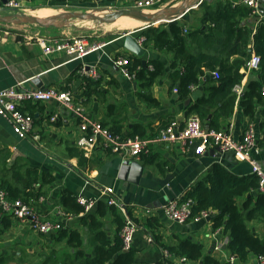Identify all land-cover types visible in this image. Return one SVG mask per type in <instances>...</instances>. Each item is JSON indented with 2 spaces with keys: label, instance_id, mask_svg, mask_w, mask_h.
Masks as SVG:
<instances>
[{
  "label": "crops",
  "instance_id": "obj_1",
  "mask_svg": "<svg viewBox=\"0 0 264 264\" xmlns=\"http://www.w3.org/2000/svg\"><path fill=\"white\" fill-rule=\"evenodd\" d=\"M16 1L32 5L41 2L47 5L46 8H51L48 0ZM104 1L112 8L117 5L122 9L134 8L137 0ZM182 1L166 0L165 7H175ZM90 3L91 0L87 3L84 0H68L63 7ZM260 17L252 14L246 21L253 33L260 24ZM196 18V15L187 13L182 19L189 21L191 27L198 25ZM140 30L141 27L126 33L137 39L135 34ZM79 31L70 28L58 29L56 36L50 33L51 36L48 38L71 39L78 37L76 34ZM126 33L107 38L101 36L90 38V44H99L100 49L79 59L63 52L45 55L36 41L0 35V90L18 84H22L26 90L39 89L32 80L40 77L47 88L71 92L75 102L85 108L90 118L105 122L112 131L126 137H158L160 130L171 121L182 122L192 116L187 113L189 107L197 100H191L187 104L192 94L186 101L179 100L175 92L177 89L171 88L170 72L159 78L151 90L153 97L159 102L158 106L152 107L140 100L139 86L135 79L124 77L120 68L114 64V61L121 57H139L124 47ZM249 45L253 47L252 50L249 49L252 55L254 44ZM144 50V55L139 58H143L146 63L151 59H159L168 65L170 60L168 54L159 52L152 45ZM246 63L240 70V74L243 75L240 83L243 91L249 80L254 77L252 71L246 70ZM82 68L95 69L98 77L92 78L82 74ZM86 79L101 82L96 87V93L87 94ZM199 89H202L203 95L205 92L203 87H193L192 91ZM234 93L236 101L231 115L218 117L214 114V118L222 127L221 130L231 128L236 139H240L246 126L253 123L257 130L259 145V153L253 157L264 167V132L257 127L263 117L259 112L257 121H250L240 108L241 95L238 96L235 91ZM23 108L24 113L29 114L34 120L33 130L27 139H20L13 132L9 121L0 116V183L22 188L21 176L28 177L37 170L39 180L32 188L35 192L42 191V195L38 200H31L30 204L47 219L59 221L68 234L79 232L83 240L82 250L90 254L97 244L94 231L84 220L89 214L97 215L98 220L103 223L104 233L111 241H114L118 233L116 223L118 215L124 222L126 217H129L137 224L133 241V248L137 250L135 264L161 262L166 256L165 250L159 244L175 245L180 240L202 244L206 254L212 255L221 264H229L231 255L226 248L229 236L224 234L222 229H214L212 217L199 222L178 224L166 218L163 207L169 200L184 197L213 164L220 163L235 175L246 176L252 174L248 162L236 160L230 152L218 156L219 151L216 149L209 150L203 156H194L191 153H183L178 145L164 143L152 146L149 153L143 154L138 161L133 158L124 159L101 146L86 155L76 143L80 121L74 113L58 102L26 103ZM54 116H57V120L52 122L51 118ZM8 153L11 154V158L4 163V157ZM132 162H138L143 168L138 182L129 181L130 172L122 179L123 166ZM47 179L52 181L45 183ZM105 188L114 189L121 207L108 205L107 196L103 194ZM67 195L74 197L76 202L80 195L95 199L97 204L89 213L74 215L63 205L64 197ZM247 198L248 195L241 197L239 203L242 204ZM100 204L105 205L104 215L98 213ZM111 207L116 209V214L110 211ZM150 218H156L153 228L147 224ZM249 227L264 238V222L253 221L249 223ZM57 232L50 234L35 232L27 222L3 213L0 207V264H39L38 260H42L43 257L41 264H46L47 257L53 252L59 258L66 252L72 254L74 249L69 248L66 241L63 244H56ZM154 235L160 236V243L154 240ZM256 258L257 256H250L246 262L241 263L237 260L236 264H257ZM172 260L174 264H183L174 256ZM48 264L57 263L50 261ZM185 264L202 263L188 260Z\"/></svg>",
  "mask_w": 264,
  "mask_h": 264
},
{
  "label": "trees",
  "instance_id": "obj_2",
  "mask_svg": "<svg viewBox=\"0 0 264 264\" xmlns=\"http://www.w3.org/2000/svg\"><path fill=\"white\" fill-rule=\"evenodd\" d=\"M48 1L50 7L61 8L68 0ZM89 1L84 0L85 3ZM261 5L264 7V0H261ZM189 14L196 15L198 25L189 27V21L181 19L173 23L148 27L135 34L137 39L145 38L144 48L152 45L159 52L170 56L168 65L159 59H151L144 66L143 58H130L128 68L130 73L135 74V81L139 86V99L152 107L158 106L159 102L153 97L151 90L159 78L170 72L171 88L177 89L180 101L190 98L192 87L204 88V94L189 107L187 114L199 116L205 128L219 131L222 127L214 118V114L218 117L231 115L236 101L233 90L241 83L243 75L240 74V70L251 58L249 44L253 43L254 52L260 57V68L253 72L254 77L249 80L242 92L240 108L253 122L257 121L260 112L263 120L257 127L264 132V20L253 33L250 25L246 23L253 10L240 0H203L201 5L196 10H191ZM150 66L153 69H150ZM214 72H218L219 78L213 76ZM100 83L86 79L87 94L96 93V87ZM20 109L25 111L23 107ZM101 123L107 127L105 122ZM9 158L10 153L5 155L4 163ZM20 180L23 182L22 188L9 183L1 184L9 193L10 199H21L29 204L31 200H38L42 191L35 192L32 188L39 180L38 171L35 170V173L28 177L21 176ZM51 181L52 179L45 180V183ZM246 195L248 198L240 204L239 199ZM184 199L194 201L195 214L206 210L214 212L211 218L213 227L216 230L222 229L223 233L229 236L226 248L239 262H246L250 256L264 255V238L249 227V223L253 221L264 222V193L259 190V178L256 175L237 176L220 163H215L190 188ZM63 205L74 215L84 212L83 207L70 195L64 197ZM105 210V205L100 204L98 213L104 215ZM110 211L116 214L114 207H111ZM116 216L118 233L114 241L104 233L103 223L98 220L97 215L89 214L84 219L94 231L97 243L90 254L82 250L83 240L79 232L68 234L64 229L58 231L56 244H63L66 241L67 246L72 247L74 252L72 254L66 252L62 258L53 252L47 257L46 264L50 261L57 264H135L137 250L132 247L128 252L123 251L120 233L125 222ZM153 222H156V218L147 220L150 228H153ZM154 240L160 243V236L154 235ZM159 245L175 258L185 257L189 261L202 264H221L212 255L204 252L202 244L191 240H180L175 245ZM157 264L174 262L171 258L164 257Z\"/></svg>",
  "mask_w": 264,
  "mask_h": 264
},
{
  "label": "built area",
  "instance_id": "obj_3",
  "mask_svg": "<svg viewBox=\"0 0 264 264\" xmlns=\"http://www.w3.org/2000/svg\"><path fill=\"white\" fill-rule=\"evenodd\" d=\"M95 3L102 0H93ZM166 0H137L134 7L139 10H154L165 7ZM241 3L252 8L253 14L259 15L260 22L264 20V8L261 0H240ZM19 2L10 1L9 8L17 9ZM31 40V39H30ZM138 44L142 47L145 38L141 37ZM36 42L42 48L45 55L54 53H65L76 59L82 58L91 52L100 49L99 44H90L85 36H78L71 39L57 40L44 36H37ZM249 49H253L249 45ZM114 64L120 68L121 74L127 79L134 80L135 74L130 73V58L121 57L114 61ZM260 57L252 52L251 58L246 63L247 71H258ZM153 69V67H150ZM82 74L92 78H97L95 69H81ZM215 78H219L218 72L213 73ZM193 88V87H192ZM238 96L241 95L243 88L240 84L234 87ZM177 92V90H175ZM27 102L48 103L58 102L62 107L74 113L79 119V136L77 146L86 155L92 153L97 147L108 149L111 152L122 156L124 159L133 158L140 160L143 154L149 153L152 146L157 143L167 145H178L183 153L193 154L194 156H203L209 150L220 149L222 153L230 152L238 161L248 162L251 166V173L259 178V190L264 193V167L259 164L253 155L259 153L258 134L253 123H249L242 133L240 139L233 136L232 129L213 130L203 126L201 119L192 115L184 121L173 120L167 126L160 130V134L155 138L146 137H126L112 132L109 128L103 126L100 121L90 118L86 110L79 103L71 92L59 91L54 88L26 90L22 84L0 90V116L11 124L13 132L20 139H27L34 127V120L24 113L20 107ZM57 116L51 118L54 122ZM103 194L107 196L109 206L121 207L119 199L115 196L113 188H105ZM77 202L84 209V213L92 211L97 201L84 196L77 197ZM194 201L179 197L169 200L163 207L166 218L178 224L188 222H199L210 219L214 212L210 210L202 211L198 214L193 212ZM0 207L3 213L11 215L14 219L27 222L32 230L41 234H50L63 229L61 223L57 220L47 219L35 206L22 201L21 199L11 200L9 193L2 188L0 183ZM122 211L124 212L123 208ZM137 230V224L129 217H126L125 225L121 230L123 241V251L128 252L133 247L134 234ZM166 258L173 256L165 251ZM237 258L231 256L229 264H236ZM179 262L185 264L188 259L179 258ZM257 264H264V255L257 256Z\"/></svg>",
  "mask_w": 264,
  "mask_h": 264
},
{
  "label": "water",
  "instance_id": "obj_4",
  "mask_svg": "<svg viewBox=\"0 0 264 264\" xmlns=\"http://www.w3.org/2000/svg\"><path fill=\"white\" fill-rule=\"evenodd\" d=\"M13 0H1L2 6L0 7V13H7L9 11H17V9L7 7L8 3ZM203 0H183L181 4L175 7H166L154 10H138V9H123L113 12L109 16L99 15L90 11H67L65 13L53 16L48 19L38 18L32 15H0V23L12 24L16 26L20 25H38L41 27H51L56 26L57 23H70L71 21H94L102 24H113L121 17H132L142 22L147 23L146 26L141 27L145 29L152 26H159L164 23H173L177 20L182 19L191 10L197 9ZM132 33V32H131ZM124 47L135 54L136 56H143L145 50L137 42V39L130 33H126L124 36ZM143 65L146 66V61H143ZM33 83L40 89H47L42 78H35L32 80ZM202 96V89L196 90L192 93V97L188 100L187 104L191 100H197ZM218 156H221V150ZM214 152V151H211ZM123 174L122 179L126 178V173L130 172L129 181L138 182V179L143 173V168L138 162H132L130 164H125L122 168ZM128 177V176H127Z\"/></svg>",
  "mask_w": 264,
  "mask_h": 264
},
{
  "label": "rangeland",
  "instance_id": "obj_5",
  "mask_svg": "<svg viewBox=\"0 0 264 264\" xmlns=\"http://www.w3.org/2000/svg\"><path fill=\"white\" fill-rule=\"evenodd\" d=\"M31 2L30 0H27ZM178 1V0H177ZM69 5V4H68ZM46 8L47 5L40 2L38 5H32L28 3H21L19 4V7L17 8V11H9L7 13H0V15H31L36 14L35 9L37 8ZM166 8V7H165ZM51 9H55L59 11L60 13H65L67 11H90L93 13H97L99 15L109 16L113 12L123 10V9H137V8H119V6H113V8L110 6V4H107L104 0L98 3H95L91 0L90 4L86 5H80V6H65L61 8L57 7H51ZM139 10V9H138ZM195 15V14H193ZM114 24V23H113ZM113 24H102L99 22L94 21H71L70 23H63L59 22L56 26L51 27H41L38 25H12V24H4L0 23V35L2 36H14L16 38H20L22 40H25V38H29L32 41H36L37 36H44V37H50L52 33V36H56L58 34V29H66L70 28L73 30H80L76 36H85L86 38L94 39L98 36H101V38H107L109 36H117L119 34H125L126 32H129L132 29H136L139 27H142L140 24H129V25H113ZM128 26V27H127ZM136 26V27H134ZM129 28V29H128ZM54 39V38H53ZM57 39V38H56ZM48 254V253H47ZM44 260V257L42 260H38L39 264Z\"/></svg>",
  "mask_w": 264,
  "mask_h": 264
},
{
  "label": "bare ground",
  "instance_id": "obj_6",
  "mask_svg": "<svg viewBox=\"0 0 264 264\" xmlns=\"http://www.w3.org/2000/svg\"><path fill=\"white\" fill-rule=\"evenodd\" d=\"M35 13L36 14H31L32 16H36L38 18H42V19H48L51 18L53 16H57L60 13L59 11L55 10V9H51V8H37L35 9ZM140 24L142 26H146L147 23L142 22L140 20H137L135 18L132 17H121L119 20H117L113 25H129V24ZM136 27V26H134ZM140 28V27H139Z\"/></svg>",
  "mask_w": 264,
  "mask_h": 264
}]
</instances>
